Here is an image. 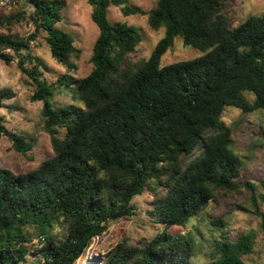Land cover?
<instances>
[{
  "label": "trees",
  "instance_id": "1",
  "mask_svg": "<svg viewBox=\"0 0 264 264\" xmlns=\"http://www.w3.org/2000/svg\"><path fill=\"white\" fill-rule=\"evenodd\" d=\"M32 11L5 12L0 6V61H15L41 101L43 129L51 152L33 168L0 167V264H72L94 235L134 215L132 201L151 194L153 211L166 225H182L220 195L250 192L261 219L258 184L239 181L242 158L232 146V129L223 120L227 107L242 113L264 109V15H248L231 25L227 0H158L149 26L164 35L147 57L133 58L137 30L111 23L110 6L129 10L128 0H88L98 27L90 72L76 78L79 50L57 27L66 0H29ZM27 19L33 30L16 39L11 26ZM44 33L51 57L66 72L51 83L47 65L30 52V41ZM180 36L203 55L160 66L162 55ZM43 69V70H42ZM69 87L76 104L55 105L56 89ZM13 92L0 89V108ZM28 156L32 142L9 130L0 116V139ZM264 203V194H259ZM223 225L221 218L211 220ZM33 230V233L29 231ZM33 235L38 243L33 244ZM254 235L213 242L206 264H245ZM192 242L162 231L147 243L121 239L104 255L105 264H192Z\"/></svg>",
  "mask_w": 264,
  "mask_h": 264
},
{
  "label": "rangeland",
  "instance_id": "2",
  "mask_svg": "<svg viewBox=\"0 0 264 264\" xmlns=\"http://www.w3.org/2000/svg\"><path fill=\"white\" fill-rule=\"evenodd\" d=\"M6 1L5 12H25V16L32 11L29 0H0ZM67 5L62 10L61 21L57 27L68 33L74 40V46L79 50V57L75 60V69L70 74L76 78L87 75L91 68L90 56L98 27L91 19V7L88 0H66ZM158 0H128L127 9L130 13L123 14L121 6H110L108 19L111 23H124L133 26L139 34V42L133 58L147 57L155 44L164 35V27L157 30L148 24V11L156 5ZM225 12L231 25L248 15H264V0H227ZM33 30L28 20L20 19L11 26V32L16 39H27ZM6 32L0 27V33ZM30 52L39 57L46 65L43 76L51 83L59 79L66 70L51 57L44 41V33L30 41ZM204 52L182 43L180 36H176L172 46L162 55L160 66L187 60L203 55ZM8 88L13 92L10 99L4 101L5 107L0 108V116L5 126L16 133L24 135L32 142V148L25 156L10 149L7 138L0 139V167L14 172H24L36 166L46 154L51 152L49 135L43 129L40 116L41 101H32L30 96L33 86L20 73L15 61L5 64L0 61V89ZM63 86L56 89L51 101L55 105L78 103ZM223 120L232 129V150L242 158L239 181H250L258 184L264 179V109L250 113H242L236 107H227L223 112ZM259 194H264V188L257 186L256 195L259 209L264 214V203L259 200ZM152 197L149 191H144L133 201L134 215L112 223L104 234L99 249L106 252L123 238L131 244L147 243L154 235L165 231L172 236L187 238L192 242V264H206L209 253L213 249V242L221 237L235 240L239 234L251 231L254 235V247L250 254L243 257L245 264H264V227L261 219L253 213L240 210L242 206L254 209L250 192L241 195H220L216 201L209 202L201 213L191 218L185 226L166 225L158 214H153ZM221 218L223 225H214L211 220ZM33 233L32 229H29ZM33 244H37V237L33 235ZM38 261L31 256L27 263Z\"/></svg>",
  "mask_w": 264,
  "mask_h": 264
},
{
  "label": "built area",
  "instance_id": "3",
  "mask_svg": "<svg viewBox=\"0 0 264 264\" xmlns=\"http://www.w3.org/2000/svg\"><path fill=\"white\" fill-rule=\"evenodd\" d=\"M6 4V1H0V6ZM104 233L94 235L84 252L72 264H105V253L99 249L100 243L103 241ZM31 264H45L44 260L31 262Z\"/></svg>",
  "mask_w": 264,
  "mask_h": 264
}]
</instances>
